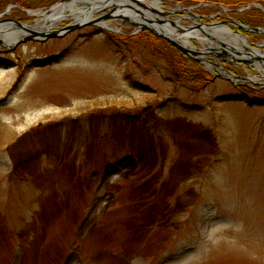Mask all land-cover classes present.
<instances>
[{"label":"rangeland","instance_id":"1","mask_svg":"<svg viewBox=\"0 0 264 264\" xmlns=\"http://www.w3.org/2000/svg\"><path fill=\"white\" fill-rule=\"evenodd\" d=\"M60 1L0 0V20L29 28ZM110 20L0 44V264H264L263 98L202 65L208 84L179 80L164 39Z\"/></svg>","mask_w":264,"mask_h":264},{"label":"water","instance_id":"2","mask_svg":"<svg viewBox=\"0 0 264 264\" xmlns=\"http://www.w3.org/2000/svg\"><path fill=\"white\" fill-rule=\"evenodd\" d=\"M66 0H61V2H64ZM116 0H101L102 3L101 8L95 12H101L102 14L97 17H92L89 20L86 21H69L67 24L60 28H52L48 31H34L23 25L22 23L10 20V19H2L0 20V26H8L14 27V29H20L25 32L24 37L22 39H18L14 44H18L22 41H30V40H37V41H44L51 38H57L62 37L63 35L67 34L68 32L75 31L77 29H80L84 26H95L99 31L107 30V31H113L109 28L101 27V24L108 23L109 21L120 19L122 23H129L134 28H136V32L138 33L141 30H148L154 35L164 39L168 44L172 45L174 48H176L181 53L185 54L192 60L203 63L204 61H207L205 57L211 56L216 58L217 60L221 62H227V63H240L246 66H251L253 62H258L260 65L264 66V50L261 49H254L263 47L264 42L261 44H252L251 42L248 45V47L244 48L243 51L235 49L230 44L217 40L213 36H211L209 33L206 32L205 28H209L212 26H218L222 25L226 28L227 26H233L238 28L239 30L243 32H252L256 34H264V25L260 27H247L241 23H236L235 20H220V21H209L204 22L202 21V17H199L193 12H190L188 9L180 8L176 9L179 12L188 14V17H184L182 15H176L174 13V10H164L159 8H153L152 6H149L147 3L149 2H156L158 5V0H119L120 2H115ZM123 1V2H122ZM126 1H129L132 4H135L138 7H141L143 10H140L136 7H134L132 4L127 3ZM108 5V6H107ZM13 6H16L14 4L9 5L6 7V9L0 14V17L2 15H5ZM110 6V7H109ZM241 10V9H240ZM28 12V11H27ZM147 12L150 14L148 16ZM126 13V14H125ZM132 17V18H131ZM134 18H138L141 21L137 22L133 20ZM172 17L173 19H171ZM212 17V16H211ZM210 17V18H211ZM179 18V19H178ZM213 18V17H212ZM181 19H194L193 23L187 26H183L178 24V20ZM153 25L157 26L158 29H156ZM229 29V28H228ZM198 30L201 34H203L207 40L210 41V43H215L217 46H208L206 48L202 47L201 49L195 47L192 45V48L185 47L179 40L186 35L187 32ZM230 30V29H229ZM231 31V30H230ZM134 33V34H135ZM244 39H246V36L242 35ZM190 38L196 39L200 45H202V42L199 41L197 37L191 36ZM246 41V40H245ZM191 43V42H190ZM0 44L5 45L1 40ZM250 45H254L253 48L250 47ZM10 46V45H5ZM255 50H258L262 53H256ZM213 67H217V62H209ZM256 69V68H255ZM259 71V69H256ZM264 72V69H263ZM218 77L220 78H226L229 81L237 80V81H243V82H249L252 83L255 86L264 87V83L260 82H254L251 77L246 76H240L231 74V76H226L224 74H218ZM261 78H264V76H259Z\"/></svg>","mask_w":264,"mask_h":264},{"label":"bare ground","instance_id":"3","mask_svg":"<svg viewBox=\"0 0 264 264\" xmlns=\"http://www.w3.org/2000/svg\"><path fill=\"white\" fill-rule=\"evenodd\" d=\"M100 1L101 0H66L64 2H61V3H58L52 6L51 8L45 11H39L37 13L27 12L29 16L37 17L35 21L33 22V24L29 27V29L38 31V32L40 31L45 32V31L52 29L55 26H58L61 22H64L67 20L75 21V22L89 20L92 17V15L95 13V11L101 8L102 3ZM140 1H144V0H140ZM147 4L149 6H152L153 8H158L157 7L158 5L156 4V2H149ZM147 14L148 16L150 15L148 12ZM133 20L137 22L141 21L140 19L138 20V18H134V17H133ZM109 24L110 22L103 23L101 24V27L109 28ZM153 26L156 29H158L157 26L155 25ZM205 30L215 39L223 41V42H229L230 45H232L237 50H243L244 48L248 47L247 45L248 43L245 41L242 35L231 32L228 28L222 25L212 26L209 28L206 27ZM5 34H8V35H5ZM24 34H25L24 31L20 29L15 30L13 27H10V25H8L6 29H3V30L0 29V40L5 45L7 44L11 45L14 42H16L18 39H20L21 36ZM191 36L197 37L200 42L207 40V38L204 35H202L198 30H193V31L187 32L186 35L183 36L179 40V42H181L187 48H192V44L189 41ZM206 47L207 46H205L204 48ZM254 52L257 53V51H254ZM256 65L258 68H261L262 70L264 69V67H261L258 64ZM204 66L209 69L212 68L211 64H209L207 61H204ZM217 68L220 69L219 67Z\"/></svg>","mask_w":264,"mask_h":264},{"label":"trees","instance_id":"4","mask_svg":"<svg viewBox=\"0 0 264 264\" xmlns=\"http://www.w3.org/2000/svg\"><path fill=\"white\" fill-rule=\"evenodd\" d=\"M12 1V0H10ZM17 3H21L22 6L27 7L26 5V0L24 2V0H13ZM208 1V0H206ZM219 3H221L222 5H224L225 7H233L236 8L240 2L238 4H234L229 2V0H218ZM183 6L184 3H181ZM245 4V3H244ZM234 15V14H233ZM237 19L238 22L243 23L249 27H257L260 26L262 24H264V16L262 15V13L260 12V10H258L257 8L251 7L249 8V10H245L243 11V13L240 14H236L234 15ZM248 36H250L251 40H258V39H264V35H259V34H254V33H247ZM149 37V38H154L155 41H163L162 39L153 36L152 34L148 33V32H142L139 35H137V37ZM165 44L168 46V48L170 50H167L168 55V62H169V68L172 71H175L177 78L180 80L181 77L183 76V78H187V77H200L201 79H204V82L206 84L208 79H210V75L205 72L202 68V66L198 63H196L195 61H193L192 59L188 58L187 56H185L183 53H181L180 51H178L176 48L170 46L169 44H167L165 42ZM199 78V79H200ZM245 90L247 91V93H255L258 96H261L263 99H249V103L250 104H254L256 102L261 103L264 102V88H261L259 90H251L248 89L247 87L245 88Z\"/></svg>","mask_w":264,"mask_h":264},{"label":"flooded vegetation","instance_id":"5","mask_svg":"<svg viewBox=\"0 0 264 264\" xmlns=\"http://www.w3.org/2000/svg\"><path fill=\"white\" fill-rule=\"evenodd\" d=\"M216 19H219V18H216ZM208 59L212 60V61L215 60L212 57H209ZM219 64H220L221 68H225V70H227L229 72H234L235 74L241 75V73H240L241 67H240L239 63H237V64H226V63L219 62Z\"/></svg>","mask_w":264,"mask_h":264}]
</instances>
